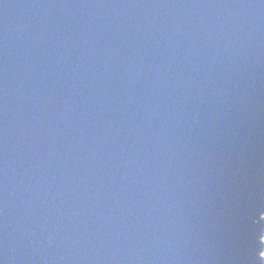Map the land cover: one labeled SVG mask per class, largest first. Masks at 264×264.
Segmentation results:
<instances>
[{
  "label": "water",
  "instance_id": "water-1",
  "mask_svg": "<svg viewBox=\"0 0 264 264\" xmlns=\"http://www.w3.org/2000/svg\"><path fill=\"white\" fill-rule=\"evenodd\" d=\"M264 0H0V264H264Z\"/></svg>",
  "mask_w": 264,
  "mask_h": 264
},
{
  "label": "rangeland",
  "instance_id": "rangeland-1",
  "mask_svg": "<svg viewBox=\"0 0 264 264\" xmlns=\"http://www.w3.org/2000/svg\"><path fill=\"white\" fill-rule=\"evenodd\" d=\"M264 238V237H263ZM263 257H264V252H263Z\"/></svg>",
  "mask_w": 264,
  "mask_h": 264
}]
</instances>
